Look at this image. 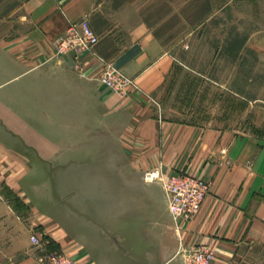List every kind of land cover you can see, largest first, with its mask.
<instances>
[{
    "label": "crops",
    "instance_id": "1",
    "mask_svg": "<svg viewBox=\"0 0 264 264\" xmlns=\"http://www.w3.org/2000/svg\"><path fill=\"white\" fill-rule=\"evenodd\" d=\"M99 0H0V264H264V141L169 120L181 63L132 6ZM88 18L93 53L57 57ZM105 63L136 79L120 97ZM157 105H159L157 107ZM184 173L209 184L200 212L177 225L160 183ZM36 235L44 246L36 248Z\"/></svg>",
    "mask_w": 264,
    "mask_h": 264
},
{
    "label": "rangeland",
    "instance_id": "2",
    "mask_svg": "<svg viewBox=\"0 0 264 264\" xmlns=\"http://www.w3.org/2000/svg\"><path fill=\"white\" fill-rule=\"evenodd\" d=\"M99 1L137 8L181 63L164 104L169 120L264 141V0ZM125 77L135 84L129 96L138 87Z\"/></svg>",
    "mask_w": 264,
    "mask_h": 264
},
{
    "label": "built area",
    "instance_id": "3",
    "mask_svg": "<svg viewBox=\"0 0 264 264\" xmlns=\"http://www.w3.org/2000/svg\"><path fill=\"white\" fill-rule=\"evenodd\" d=\"M99 42L100 38L94 33L86 17L69 25L65 35L57 43V57L71 52L93 53ZM99 80L121 97L127 96V88H135L133 81L120 74L112 64L105 65ZM145 181L162 185L169 213L177 225L191 221L201 210L210 192L208 183L187 174L165 177L162 170H154L146 173ZM31 243L36 248L44 246V242L36 235L31 237ZM176 256L182 257L186 264H210L215 258L214 252L203 246L186 249L180 245ZM44 260L46 264H75L66 256L54 253L48 254L43 262Z\"/></svg>",
    "mask_w": 264,
    "mask_h": 264
}]
</instances>
